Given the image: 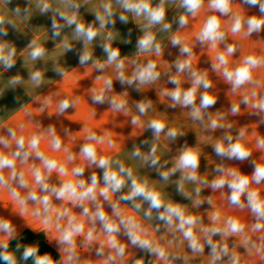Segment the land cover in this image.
Masks as SVG:
<instances>
[{
    "label": "clouds",
    "instance_id": "obj_1",
    "mask_svg": "<svg viewBox=\"0 0 264 264\" xmlns=\"http://www.w3.org/2000/svg\"><path fill=\"white\" fill-rule=\"evenodd\" d=\"M7 2L8 0H4V3ZM116 2L124 12H130L135 17H143L145 20L143 34L136 40L138 53H154L156 56H160L163 51L162 45L157 40L156 32L152 29L157 25L162 26L161 31L170 30L172 27L170 23H165V0H159L155 6H153L152 0H116ZM204 2L205 0H180V7L195 17ZM61 3L64 4L65 10L56 9L52 16L54 36L59 37L65 26H74L73 38L83 41L84 45L83 50L78 54L80 65L92 61L98 72H103L106 67L114 65L117 80L122 85H136L137 91L140 87L160 78L161 74L157 71V63L154 60L136 64L131 76L126 77L124 74L125 61L121 58L119 48H113L111 43L102 44V50L106 54L104 62L93 60V53L89 49V45L100 35L101 30L107 24H115V21L112 20L115 13L110 0L102 5L103 12H96L99 28L92 24L85 25L79 20L77 12L80 5L76 4L74 0H61ZM243 4L248 8L257 9L258 15H246L242 8L234 10L233 0H208V8L219 15H209L196 37L200 45H207L213 50L217 49L218 45L225 44L222 51L216 52L211 66L213 71L222 74L225 81L231 85L233 92H237L246 85H255L253 71L264 66V56L250 54L245 56L234 68L229 67L228 58L237 51V47L235 44L226 43L227 31H230L233 36L242 33L246 38L264 30V0H243ZM37 7L42 14L52 11L48 0H39ZM68 8H71L72 11L69 12ZM19 13L20 9L17 7L15 14L19 15ZM56 15H59L65 23H58ZM222 16L229 17L231 21L227 31L221 26L220 17ZM5 18L6 13H0V25L5 23ZM119 19L126 23L128 18L121 14ZM8 23H12V21L9 20ZM177 23L180 27L186 26L187 15H181ZM0 32H3L2 28H0ZM4 35L7 33L4 32ZM108 40H111V34H109ZM170 43L173 47L179 46L180 55L185 57L174 62L177 74L187 72L191 81L190 87L184 89L178 75L169 76V83L175 87L170 91L165 90L164 94L171 99V106L179 105L190 108L191 118L201 123L204 122L207 115V123L204 124L206 129L230 128L231 125L221 123L222 115L213 116L207 112L215 105L216 97L208 94L207 90L212 85L207 72L198 71L192 66L195 55L192 47L185 43L184 38L178 34L170 37ZM29 48H31L30 57L33 61L45 55V48L36 40L29 44ZM64 48L72 50L66 40ZM15 51V48L6 43H0V64H3L5 68H12L15 64ZM56 71L61 75L64 74L62 69L58 68ZM30 80L34 86L39 87L43 81V73L38 70L32 72ZM97 80H102L103 86L98 91L92 90V101L98 105L108 104L113 112L127 114V100L120 96L109 95L113 91L112 78L100 75L97 76ZM11 83L13 85L20 83V78L14 77ZM201 88L205 91L200 94L199 104H197V93ZM257 96V92L253 90L250 94L243 95L242 103L246 106L251 104L252 108L264 112V96L259 98ZM253 99L255 102H252ZM77 102L75 99L69 100L68 98L59 100L55 110L56 115L64 114L69 108L75 107ZM49 106L50 98H46L40 111L43 112ZM151 106L150 100L138 102L136 108L139 115L132 117L131 124L133 126L140 125V117L145 115ZM230 110L232 115L239 114V104H233ZM23 128V125L19 126L21 134L18 135L16 128L7 127L6 135H0V194H7L13 209L21 217H30L37 222L44 229L42 234L45 239H47V232H53L56 237V246L66 253L64 264H74V261L79 258L75 251L76 238L84 235L85 219L91 224L85 235V241L88 243L98 239V236L95 235L97 233L96 225L97 223L100 225V233L104 235L105 240L96 249V252L102 256L105 245L109 248L104 264H115L118 259L124 258L127 245L118 240L117 237L120 234L126 236L132 246L147 252L150 256H155L158 260L165 261V264H171L170 256L172 259L180 258L179 253H170L154 238L153 233L159 230V225L154 230H150L151 226H145L143 223L138 214L142 211L144 203H147L148 208L143 210V219L151 220L155 213V219L162 222L168 231L173 234L179 233L183 241H187L193 254H201L205 245L210 246V264H218L225 256L229 257L228 264H240L239 255L230 250L227 244V239L231 236H242L241 244L248 254H255L260 260H264V196L261 195L259 188L252 187L253 184L264 183V164L252 162L251 175L242 174L234 167H226L221 164L215 169L219 175L209 182L198 175L199 151L186 147L176 157L174 165L169 170L159 171L158 169L159 176L164 181H168L173 174L180 173L177 182L180 192L184 191L186 182L197 185L194 189L196 194V199L193 201L194 206H200L203 203L200 199V185L210 187L213 191L227 188L226 199L229 206L239 210L247 209L252 217V222L246 223L236 216H222V213L217 210L210 215V224L204 226L201 217L188 213L179 203L165 201L161 192L154 185H149L147 179L135 176L132 169L125 167L121 161H114L111 156L100 155L97 151L98 145L103 144L106 139L109 145H112L109 133L97 135L91 129L87 130L84 137L85 142L79 149V155L89 167L95 166L103 171L102 176L92 173L88 180H85L82 178L85 172L84 164L72 167L69 173L68 164L75 161L74 154L69 153L61 162L55 157L46 155L41 149V142L46 136L50 138L49 145L53 151L61 149L62 141L56 134L55 127L49 125L43 131L32 132L27 136L22 134ZM147 128L158 140L160 134L165 131L166 125L161 120L152 119L148 122ZM177 135L176 129L167 130V138L175 140ZM244 135L243 130L238 133L235 140L232 135H224L213 146L216 156L222 160L230 161L249 160L252 153L242 143ZM256 147L264 150V138L257 140ZM65 151L67 150L65 149ZM156 152L157 146L153 143L147 154L142 155L137 148L132 155L141 158L145 164L157 167L160 158ZM30 160L33 161L31 164H29ZM36 160H39L40 163L36 164ZM53 172L59 177L58 184L50 183ZM125 187L129 189L126 194L123 193ZM117 194L119 195L114 201L113 196ZM121 201L130 202L132 210L121 208ZM68 203L80 209L79 216L66 206ZM105 203L110 206L111 215L105 211ZM215 235H220L221 240L214 242L212 237ZM254 235L256 240L252 239ZM16 237L17 229L12 220L0 216V261H3V264H18L16 251L20 249L21 245L17 243L15 250H10V244ZM19 259L23 261L32 259L34 264H56L50 250L42 251L41 248L33 245L24 246ZM135 264H144V260L137 259Z\"/></svg>",
    "mask_w": 264,
    "mask_h": 264
},
{
    "label": "crops",
    "instance_id": "obj_2",
    "mask_svg": "<svg viewBox=\"0 0 264 264\" xmlns=\"http://www.w3.org/2000/svg\"><path fill=\"white\" fill-rule=\"evenodd\" d=\"M38 2L39 0H8L7 3H4V0H0V13H6L5 23L0 25V28L3 29V32H0V43H6L16 50L15 64L12 68H5L3 64H0V135H6L7 127L16 128L19 135L21 134L20 125L24 126L22 134L25 136L32 132L43 131L49 125L55 127L56 134L62 141L61 149L53 151L49 145L50 138L47 136L41 142V149L46 155L55 157L61 162L69 153L74 154L75 161L68 164L69 173L72 167L84 164L85 172L82 178L88 180L92 173L102 176L103 170L95 166L89 167L79 155L80 146L85 142L86 132L91 129L97 135L109 133L112 145H109L107 139L103 144L98 145L97 151L100 155L111 156L114 161H121L125 167L132 169L135 176L147 179L149 185H154L161 192L165 201L179 203L188 213L201 217L204 226L210 224V215L217 210L222 213V216H236L246 223H251L252 217L247 209L239 210L229 206L226 199L227 188L213 191L210 187L200 185V199L203 203L200 206H194L196 184L186 182L184 191L180 192L177 186L180 178L179 172L170 176L168 181L162 180L158 172V169L159 171L169 170L174 165L176 157L186 147L199 151L198 175L209 182L219 175L215 169L221 164L226 167H234L246 175H251L252 162L264 164V150L256 147L257 140L264 138V112L252 108L251 104L246 106L242 103L243 95L250 94L253 90L257 92V98L264 96V66L253 71L255 85H246L237 92L232 91L231 85L225 81L220 72L213 71L211 65L216 52L222 51L225 44L222 43L213 50L207 45H200L196 39L207 17L213 14L219 15V13H213L208 8V0H205L203 7L195 17L180 7V0H165V23H170L172 27L167 31H161V25L152 29L156 32L157 40L162 45L163 51L160 56H156L154 53H138L136 40L138 36L143 34L144 18L135 17L130 12H124L116 0H110L115 13L112 17L115 24H107L101 30L100 35L89 45V49L93 53V60L104 62L106 54L102 50V44L111 43L113 48H119L121 58L125 61L124 74L126 77L131 76L136 64H144L148 60L156 61L157 71L161 74L160 78L153 83L140 87L138 91L136 85H122L117 80L114 65L106 67L103 72H98L92 61L80 65L78 54L83 50L84 45L83 41L73 38L74 26H65L59 37L54 36L52 16L56 9L65 10L64 4L61 3V0H48L52 11L42 14L37 7ZM74 2L80 5L77 12L79 20L85 25L92 24L99 28L96 12H103L102 5L108 3L109 0H74ZM152 2L155 6L159 0H152ZM17 7L20 9L19 15L15 14ZM237 8H242L246 15H258V10L248 8L247 5L243 4V0H233V9L236 10ZM68 11L71 12L72 9L68 8ZM121 14L127 16L126 23L120 21L119 16ZM181 15L188 17V23L184 27H180L177 23ZM220 19L222 28L227 31L231 23L229 17L222 16ZM9 20L12 23H8ZM56 20L60 24L65 23L59 15H56ZM4 32L7 35H4ZM109 34H111V40H108ZM176 34L182 36L184 42L192 47L195 54L193 68L207 72L208 79L211 81L212 86L207 91L208 94L216 97V103L207 112L213 116L222 115L221 123L231 125L230 128L206 129L204 124L207 123V115L203 123L194 121L190 116V108L179 105L172 107L171 99L164 94L165 90L170 91L175 87L169 83V76L178 75L184 89L190 87L191 83L189 74L187 72L177 74L174 66L177 59L185 58L180 55L179 46L173 47L170 43V37ZM33 40H36L46 50L45 55L35 61L30 57L31 48H29V44ZM65 40L71 46V51L64 48ZM226 43L235 44L237 47V51L228 58L229 67L234 68L240 64L245 56L250 54L264 56V30L246 38L242 33L233 36L230 31H227ZM58 68L63 70V75L56 71ZM37 70L43 73V81L39 87L34 86L30 80L31 73ZM100 75L112 78L113 91L109 95L120 96L127 100V114L113 112L108 104L98 105L92 101V90L98 91L103 86V81L97 80V76ZM17 76L20 78V83L13 85L11 80ZM204 91L203 88L198 91L197 104H199L200 94ZM46 98H50V106L41 112L40 108ZM64 98L75 99L78 102L75 107L69 108L64 114L56 115L57 103ZM141 100H150L152 106L145 115L140 117V125L133 126L131 119L133 116L139 115L136 104ZM252 102L255 100L253 99ZM233 104H239L240 112L237 115L231 113L230 109ZM152 119L161 120L166 125L165 131L160 134L158 140L147 128L148 122ZM173 128L178 132L175 140L166 136L167 130ZM241 130L245 132L242 143L252 153L249 160L240 162L222 160L217 157L213 148L214 144L226 134L232 135L235 140ZM153 143L157 146L156 155L160 158L157 167L145 164L141 158L132 155L137 148L142 155L147 154ZM32 162L30 160L29 164ZM35 163L39 164L40 162L36 160ZM29 179L31 180L30 177ZM50 183H59V177L55 172L50 178ZM252 187L259 188L261 195L264 196V183L253 184ZM128 190L125 187L123 193L126 194ZM118 195L113 196L114 201ZM66 206L77 216L80 215L78 207L71 203ZM104 207L105 211L111 215L110 206L105 203ZM120 207L129 211L132 210L130 202L121 201ZM147 208V203H144L142 211L138 214L145 226L150 225V230H154L159 225V230L153 233L154 238L165 246L170 253L180 254L178 259L169 257L171 264H210V246L205 245L201 254H193L187 241H183L179 233L173 234L168 231L162 222L155 219V213H153V219H143V210ZM0 216L12 220L17 229V236L24 231L32 232L37 242L46 243L59 254L56 264H64L66 253L56 246V237L53 232H47V239H45L42 234L44 229L32 218L21 217L13 209L6 193L0 194ZM90 227L91 224L85 219L84 235L76 238L75 251L79 258L74 261V264H104L109 248L105 245L102 256L97 254L96 249L104 242L105 237L100 233V225L97 223L95 235L98 236V239L91 243L86 242L85 235ZM197 232L199 233V230ZM117 238L121 243L126 244L127 248L124 258L118 259L115 264H135L137 259H143L144 264H165V261L158 260L155 256H150L147 252L132 246L123 234L118 235ZM212 239L214 242L220 241L221 236L215 235ZM241 239L242 236H231L227 239L229 249L239 255L240 264H264V260H260L255 254H248L241 244ZM252 239L256 240V236L254 235ZM169 242L171 243L169 244ZM228 261L229 257L225 256L218 264H228Z\"/></svg>",
    "mask_w": 264,
    "mask_h": 264
},
{
    "label": "trees",
    "instance_id": "obj_3",
    "mask_svg": "<svg viewBox=\"0 0 264 264\" xmlns=\"http://www.w3.org/2000/svg\"><path fill=\"white\" fill-rule=\"evenodd\" d=\"M19 243L21 245L20 249L16 251V255L18 258V264H34L32 259H29L27 261L20 260V256L22 255L23 248L26 245H33L36 247L41 248L42 251H48L50 250L51 255L53 259L57 262L59 259V254L53 250L50 246H48L44 242H37V239L35 235L30 231H24L22 234L16 237L15 240H13L10 244V250H15L16 244ZM0 264H3V261H0Z\"/></svg>",
    "mask_w": 264,
    "mask_h": 264
}]
</instances>
